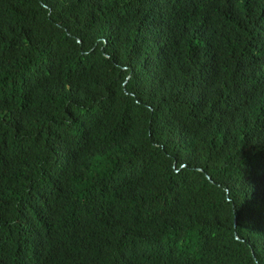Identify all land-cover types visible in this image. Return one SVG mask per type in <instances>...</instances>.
<instances>
[{"label":"trees","instance_id":"trees-1","mask_svg":"<svg viewBox=\"0 0 264 264\" xmlns=\"http://www.w3.org/2000/svg\"><path fill=\"white\" fill-rule=\"evenodd\" d=\"M0 264H264V0H0Z\"/></svg>","mask_w":264,"mask_h":264}]
</instances>
